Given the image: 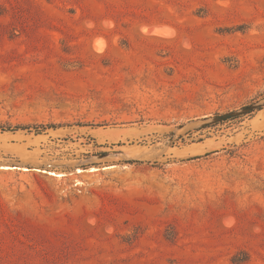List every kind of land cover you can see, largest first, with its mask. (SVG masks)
Here are the masks:
<instances>
[{"label": "rangeland", "instance_id": "374dc122", "mask_svg": "<svg viewBox=\"0 0 264 264\" xmlns=\"http://www.w3.org/2000/svg\"><path fill=\"white\" fill-rule=\"evenodd\" d=\"M0 166V264H264V0H0Z\"/></svg>", "mask_w": 264, "mask_h": 264}, {"label": "water", "instance_id": "95a60500", "mask_svg": "<svg viewBox=\"0 0 264 264\" xmlns=\"http://www.w3.org/2000/svg\"><path fill=\"white\" fill-rule=\"evenodd\" d=\"M254 110V107H247L244 109L243 113H231V114H226V115H223V116H218L216 117L214 120L215 122H221V121H226L228 119H232L236 116H240L241 114H244V113H249V112H252Z\"/></svg>", "mask_w": 264, "mask_h": 264}, {"label": "bare ground", "instance_id": "6f19581e", "mask_svg": "<svg viewBox=\"0 0 264 264\" xmlns=\"http://www.w3.org/2000/svg\"><path fill=\"white\" fill-rule=\"evenodd\" d=\"M18 169H20L19 167H16V166H0V170H6V171H9V170H11V171H13V170H18ZM23 170L24 171H29V169H27V168H23ZM36 171H39V172H43V173H48V174H50L51 176H55V177H58V178H60V177H63L64 175L63 174H56V173H54V172H47V171H43V170H39V169H36ZM91 171H95V169H91Z\"/></svg>", "mask_w": 264, "mask_h": 264}]
</instances>
